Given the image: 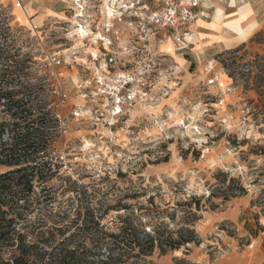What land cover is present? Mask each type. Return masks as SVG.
Here are the masks:
<instances>
[{"label": "clouds", "instance_id": "1", "mask_svg": "<svg viewBox=\"0 0 264 264\" xmlns=\"http://www.w3.org/2000/svg\"><path fill=\"white\" fill-rule=\"evenodd\" d=\"M13 149L0 264L78 229L93 264H264V0H0Z\"/></svg>", "mask_w": 264, "mask_h": 264}, {"label": "trees", "instance_id": "2", "mask_svg": "<svg viewBox=\"0 0 264 264\" xmlns=\"http://www.w3.org/2000/svg\"><path fill=\"white\" fill-rule=\"evenodd\" d=\"M11 97V94H7ZM9 111L15 108L13 113L23 115V102L14 101L9 98ZM17 151L13 149L0 155V166L4 167L0 171V238L16 234L15 226L25 219V213L32 206V175L31 171L15 168L18 164ZM24 201L21 204V201ZM85 227L94 228L89 220L85 221ZM63 237V231H60ZM43 238V234H41ZM91 238L95 244L102 237L91 230L78 229L72 236L61 240L55 239L51 234L43 242L52 247L50 253L36 245L25 247L23 237L21 239V257L16 260V264H93L89 260L87 249L82 252L84 241Z\"/></svg>", "mask_w": 264, "mask_h": 264}, {"label": "rangeland", "instance_id": "3", "mask_svg": "<svg viewBox=\"0 0 264 264\" xmlns=\"http://www.w3.org/2000/svg\"><path fill=\"white\" fill-rule=\"evenodd\" d=\"M3 169H4V167L0 166V171L3 170Z\"/></svg>", "mask_w": 264, "mask_h": 264}]
</instances>
